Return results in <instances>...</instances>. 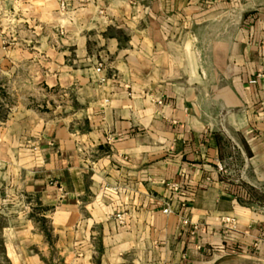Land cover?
<instances>
[{
  "label": "crops",
  "instance_id": "0c3cea01",
  "mask_svg": "<svg viewBox=\"0 0 264 264\" xmlns=\"http://www.w3.org/2000/svg\"><path fill=\"white\" fill-rule=\"evenodd\" d=\"M61 3L0 42L51 96L0 126V264H264V0Z\"/></svg>",
  "mask_w": 264,
  "mask_h": 264
},
{
  "label": "rangeland",
  "instance_id": "374dc122",
  "mask_svg": "<svg viewBox=\"0 0 264 264\" xmlns=\"http://www.w3.org/2000/svg\"><path fill=\"white\" fill-rule=\"evenodd\" d=\"M61 2L62 0H60ZM22 3L23 0H0V42H3V45L7 47H11L8 51L13 50L16 44L23 45V9L20 8ZM66 6V1L63 4L61 3L62 8ZM31 15L37 17L36 14H27L26 16ZM60 31L61 28H59V33ZM45 35L43 34L44 37ZM58 36L62 37L61 34ZM32 39L34 40V38ZM7 56L8 61L0 60V126L9 119L23 120L24 105L34 107L43 101L45 106L48 99L51 101V96L46 94L44 96L38 95L42 92L38 91L37 94L36 89L31 84L23 82V76L27 74L28 70L23 68V56L21 53L16 50L13 53L9 52ZM46 92L44 90V93ZM54 99L57 102L66 101L65 97L60 96ZM42 111L45 114L50 112L49 108L46 109L45 107ZM66 113L61 111L57 116L65 117ZM80 118L79 127L84 128L82 125L83 119L82 117ZM50 184L52 185L53 183L50 182ZM46 209L45 207L35 208L33 212L40 214L41 211H44L46 214Z\"/></svg>",
  "mask_w": 264,
  "mask_h": 264
},
{
  "label": "built area",
  "instance_id": "2783aa9c",
  "mask_svg": "<svg viewBox=\"0 0 264 264\" xmlns=\"http://www.w3.org/2000/svg\"><path fill=\"white\" fill-rule=\"evenodd\" d=\"M95 71H96L97 73H99V72L101 71V66L98 65V66L95 68ZM219 169L222 170V168H219ZM170 188H171L174 192H176V193H181L180 188H179L178 184H176V183H171V184H170ZM180 206H183V202L180 203ZM162 212H163V213H171V208H170V206H169V205L164 206ZM116 218H117V220H118L119 223H122V222H123V216H122L121 214H117V215H116ZM227 221H228V220H227ZM183 223L186 224L187 221H186V220H183Z\"/></svg>",
  "mask_w": 264,
  "mask_h": 264
}]
</instances>
